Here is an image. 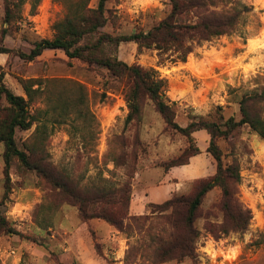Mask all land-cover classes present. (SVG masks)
<instances>
[{
  "label": "rangeland",
  "instance_id": "1",
  "mask_svg": "<svg viewBox=\"0 0 264 264\" xmlns=\"http://www.w3.org/2000/svg\"><path fill=\"white\" fill-rule=\"evenodd\" d=\"M6 1L0 0L3 82L16 94L26 96L20 80L41 79L42 87L59 97L58 111L62 112L61 116L55 113L51 108L55 102L41 94L32 106L40 121L28 130L17 128L19 147L26 149L32 144L40 127L45 132L44 150L35 160L43 159L42 166L52 176L66 175L90 196H95V187L118 188L122 209L127 194L121 189L129 183L132 194L137 191L135 202L162 203L171 198L169 187L175 185L156 187L145 195L138 175L143 174V183H160L166 175L164 166L190 147L188 137L169 127L151 103L144 107L141 121L126 124L129 110L122 80L103 66L70 58L63 49H47L33 60L20 56V52H29L36 40L56 35V22L68 14L66 0H40L35 7L33 0L21 4L22 0H9L15 10L10 22L6 21ZM99 1L89 0V6L97 8ZM243 2L253 10L244 15L235 33L196 46L185 62L173 61L169 54L160 56L156 50L139 52L135 42H123L118 49L121 60L154 67L167 79L166 98L175 101V119L181 126L195 121L215 124L224 163L237 165L240 171L237 196L253 215L246 231L221 238L205 229L204 218L198 219L197 257L158 264H264V139L247 123L230 128L232 118L235 122L241 119L243 97L264 89V0ZM106 8L109 22L102 30L117 34L151 27L166 15L170 4L169 0H108ZM94 41L95 33L85 42ZM7 106L6 97L0 94V115ZM258 108L264 116V103ZM193 136L201 153L190 167L172 171L179 178L178 194L193 193L200 177L207 179L215 172L216 161L207 151L208 130L201 129ZM4 150L0 143V215L8 222L6 229L14 232H0V264H153L139 254L126 258L130 247L140 246L149 234L136 227L119 231L102 219L84 220L78 206L71 204L55 182L17 158L11 162L7 179ZM220 196L219 187L211 190L203 209L208 210ZM150 204L144 213H137L141 209L134 203L130 214L152 215L147 225L152 222L161 230L164 221L160 214L152 213Z\"/></svg>",
  "mask_w": 264,
  "mask_h": 264
},
{
  "label": "trees",
  "instance_id": "2",
  "mask_svg": "<svg viewBox=\"0 0 264 264\" xmlns=\"http://www.w3.org/2000/svg\"><path fill=\"white\" fill-rule=\"evenodd\" d=\"M33 7L40 0H33ZM108 0H100L97 8L89 6V0H66L68 14L64 19L56 22V35L53 38H41L34 42L29 52H20V56L33 60L47 49H63L70 58H81L90 64H98L108 69L117 78L122 80L123 92L128 106L126 124L141 121L144 107L151 103L163 115L167 125L188 137L190 147L177 159L169 161L164 167L186 165L190 159L201 153L200 147L195 145L193 133L201 129L208 130L211 135L207 151L216 161L215 172L211 177L199 178L191 194L174 193L171 198L162 203H151L153 214H160L164 221L161 230H156V224L149 223V214L131 215L130 205L132 191L130 183L121 189L126 192V207L122 209L123 196H117L120 190H107L95 187V196H90L87 190L79 189L77 183L60 173L52 176L42 166L43 159L36 161V155L44 150L45 132L37 127L33 135L34 142L21 149L16 141V130L30 129L36 121H40L32 106L38 97L46 93L54 112L60 110L59 97L49 94L46 87H42L41 79H21L25 94H16L4 82V72L0 76V94H3L8 106L0 115V143L5 146L4 172L7 179L10 173L11 162L17 158L22 165L36 170L39 174L56 183L78 206L84 220L93 218L102 219L115 226L119 231L136 230L149 234V239L140 246L132 245L128 256L139 254L153 264L166 261L182 262L186 258L197 257V246L201 236L198 219L204 218L205 229L216 238H221L231 232H243L249 227L252 220V211L245 207L237 196L241 175L237 165L224 163L222 153L216 143L215 124L207 122H191L181 126L175 119V101L166 98L167 79L161 77L154 67H144L138 63H128L118 56V49L123 42H135L139 52L156 50L160 56L169 54L173 61H187L190 53L196 46L226 35H232L241 24L246 13L253 10V6L243 0H169L170 10L166 15L151 27L145 29L136 27L129 33H111L102 28L109 22V12L106 8ZM23 0L20 2V4ZM37 6V5H36ZM15 10L10 1H6V21L14 18ZM8 31V27L4 32ZM95 33V41L85 42ZM37 86V87H36ZM264 103V89L255 90L245 95L241 100V119L230 121V128L239 124H249L264 139V116L259 104ZM72 104V103H71ZM74 106V104H73ZM61 111L57 114L60 116ZM192 147V148H191ZM221 189L220 198L208 210L203 209L204 200L214 188ZM89 205L93 208L89 209ZM8 222L0 215V232L12 231L6 229ZM129 256V258H130ZM128 261V260H127Z\"/></svg>",
  "mask_w": 264,
  "mask_h": 264
},
{
  "label": "crops",
  "instance_id": "3",
  "mask_svg": "<svg viewBox=\"0 0 264 264\" xmlns=\"http://www.w3.org/2000/svg\"><path fill=\"white\" fill-rule=\"evenodd\" d=\"M199 156H200V155H199ZM196 159H198V156H197V155L194 156V157L192 158L191 163L186 164V165H181L180 167H181V168H183V167H184V168H185V167H190V166L192 165V163L196 162ZM187 165H188V166H187ZM176 167L179 168V166H176ZM176 167H171V168L168 169V170H164V171H165V172H164V175L166 174V175H165V178L163 177V179L160 181V183H157V185L154 184V183H152V182H149V183H143V182H144V181H143V174H142V173H139L138 177H139L140 181L138 182V183H139L138 185H140L142 191L145 192V195H148V192L154 190L156 187H163V188H166L164 185H175L173 189L169 187V193L173 192L170 196H173V194H174L175 192H177L178 189H179V186L177 185V183H178V182H177V179H179V178L175 177V176L172 174V171H173L174 169H176ZM200 178H201V177H200ZM175 179H176V180H175ZM180 179H181V178H180ZM193 179H195V178H193ZM167 188H168V186H167ZM171 190H175V191H171ZM176 190H177V191H176ZM154 191H155V190H154ZM136 192H137V191H135V193L133 194L130 208H131V210H132V208H134V207H133V204L135 203L136 208H140V209H141V211H140V212H137V213H144V211L147 209V205L149 204V202H151V203H153V202H152V201H149L148 199H144V200H145V203L142 202V200H141V201L136 200V202H135V199H136L135 194H136ZM157 197H158L157 194L154 195V199H156ZM168 198H170V197H168Z\"/></svg>",
  "mask_w": 264,
  "mask_h": 264
}]
</instances>
